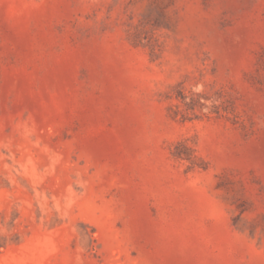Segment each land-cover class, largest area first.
<instances>
[{
	"label": "rangeland",
	"instance_id": "rangeland-1",
	"mask_svg": "<svg viewBox=\"0 0 264 264\" xmlns=\"http://www.w3.org/2000/svg\"><path fill=\"white\" fill-rule=\"evenodd\" d=\"M0 264H264V0H0Z\"/></svg>",
	"mask_w": 264,
	"mask_h": 264
}]
</instances>
